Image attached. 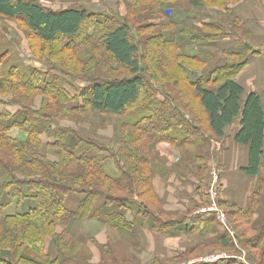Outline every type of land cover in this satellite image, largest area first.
<instances>
[{"label": "trees", "instance_id": "trees-1", "mask_svg": "<svg viewBox=\"0 0 264 264\" xmlns=\"http://www.w3.org/2000/svg\"><path fill=\"white\" fill-rule=\"evenodd\" d=\"M42 1L0 0V20L22 21L29 34L47 44L41 52L43 58L37 59L50 62L48 69L28 66L16 52L15 43L0 31V264H92L85 242L71 233V228L81 223L99 222L135 240L137 221L149 223L153 230L166 225H160L161 215H168L150 205L153 200L161 205L153 183L156 167L152 155L159 143L177 148L182 167H194L199 189L207 188L211 181L212 167L206 164L210 153H193L188 158L185 154L200 150L194 148L200 140L224 137L227 127L241 119L235 141L249 148L248 165L242 171L249 177L261 173V99L255 93L247 94L236 81L247 64L246 57L228 51L223 66L204 74L206 62L190 55L187 46L186 55L176 54L177 46L183 49L186 40L203 43L219 36L202 35L208 26L202 30L186 24L178 34L169 31L167 28L181 22V13L174 16L169 9L181 0H123L127 10L123 18L90 12L80 3L90 0H62L71 6L59 10L47 8ZM187 2L193 7L226 4V0ZM159 12L166 26L140 25V31L155 28L158 35L149 42L135 39V35L140 36L134 32L140 22L138 16L149 13L152 18ZM144 45L150 46V53ZM158 50L174 64L176 77L181 74L184 84L194 90L206 115V130L157 78L155 66L162 58L155 57ZM46 51L49 55L44 59ZM182 59L199 64L198 69L192 65L186 68ZM71 80L80 81L83 87L74 88ZM172 80L166 79L167 83ZM159 112L160 125L154 117ZM94 113L119 119L110 141L94 132ZM16 129L26 135L25 139L11 136ZM75 194L82 198L72 210L66 201ZM260 195L261 190L246 208L228 205L219 198L230 220L229 229L222 228V233L215 214L194 215L197 217L190 228L181 221L179 231L196 232L198 242L168 264L188 260L191 252L208 247L211 255L232 254L217 264H264ZM207 198L203 203H208ZM26 202L32 206L25 212L7 211ZM129 212L134 221L128 218ZM256 215L259 220L254 219ZM242 227L244 232L254 231V237L244 238ZM87 237L97 244L89 232ZM98 248L102 256L99 264L132 263L113 251L109 242Z\"/></svg>", "mask_w": 264, "mask_h": 264}, {"label": "crops", "instance_id": "crops-1", "mask_svg": "<svg viewBox=\"0 0 264 264\" xmlns=\"http://www.w3.org/2000/svg\"><path fill=\"white\" fill-rule=\"evenodd\" d=\"M189 6L190 16L187 10L189 7L184 9L174 6L169 10L174 16L181 13L179 18L183 15L188 20L184 22L185 24L194 25L202 30L204 26H208L209 30L203 31L202 35L219 33L217 38L209 42L197 43L190 40V45H188L190 55L199 56L206 62L202 73L207 74L223 66L225 54L228 51L244 55L247 64L238 74L236 81L247 94L255 93L260 97L264 111V0H226V4L219 7ZM178 9L181 12H177ZM240 129L241 119H238L227 127L224 137L212 140L206 164L209 167H219L222 178V187L219 192L221 201L228 205L246 208L256 193L261 190V213L264 214V158L263 167L258 176L249 177L242 171V168L248 165L249 148L235 141ZM154 151L157 154L154 157L155 167L161 168L162 173L155 174L153 183L156 194L161 200L163 213L168 215L164 218L161 215L160 225H166L153 230L149 223L137 221L133 232L140 250L144 251L149 248L153 258L169 262L176 259L179 252L186 253L198 242L196 232L192 234L180 232L179 225L182 221L190 228L194 218V214L190 215V211L205 201L207 193L206 188L199 189V181H196L197 178L193 174L196 172L194 167L191 169L190 176L187 174V167L181 168L182 154L177 148L170 143L162 142L154 147ZM81 198L72 199L68 207L72 210L77 209ZM202 214L206 215V213ZM155 215H158L157 212ZM128 218L134 221V216L130 213ZM256 219L259 220V216ZM92 222L74 225L71 233L85 242L92 253L91 263L99 264L102 256L98 245H105L109 239L118 238L119 232L99 223L101 228L97 234H94L97 243L94 244L87 237V233L91 230L90 226L93 225Z\"/></svg>", "mask_w": 264, "mask_h": 264}, {"label": "rangeland", "instance_id": "rangeland-1", "mask_svg": "<svg viewBox=\"0 0 264 264\" xmlns=\"http://www.w3.org/2000/svg\"><path fill=\"white\" fill-rule=\"evenodd\" d=\"M72 1V0H71ZM146 3H151V0H145ZM78 2V1H77ZM82 3V5H84L86 8H88L90 10V12L93 13H104L105 15H109V16H118L119 18H123L127 15V10H126V5L125 2L123 0H90L89 2H80ZM42 4L44 6H46L47 8H51L54 10H59L61 8H67L71 6V2H66V1H62V0H55V2H51L50 0H43ZM178 6L184 8V9H188L189 10V16H190V6L187 2V0H181L180 3H177ZM176 5V6H177ZM168 11H166L167 13ZM177 12H181L180 9L177 10ZM149 13H145V14H141L140 16H138L140 22L138 24H136L138 26L137 30H134L135 34H137V32L139 33L140 36L135 35V39H139L140 41L143 42H149L150 41V37H154L158 35V29H150V30H144L143 28H141L142 30L140 31L139 26L143 25V27H145L146 25H154L156 24L161 26H166L164 25L166 22L161 21L162 19V15L160 14H156V16L154 17H149L148 15ZM186 15V13H185ZM154 18V19H153ZM159 19V20H157ZM179 19H185V17L182 15L181 18ZM157 20V21H155ZM160 21V22H159ZM188 20H181V22L179 23V25H177L174 28H167L169 31H173L178 34L181 29L186 25L184 22H187ZM167 24V23H166ZM182 25V26H181ZM142 27V26H141ZM168 27V26H167ZM164 27H162L161 29H163ZM189 29V28H188ZM0 31L2 33H4L7 36L8 40H12L16 46L15 50L17 53H19L20 58L22 61H24L28 66H32L35 67L37 69H43L46 68L48 69V66L50 64L49 61H40L38 60L39 58H43V54L42 49L44 47H47V44L43 43L42 41L38 40V38L32 34H29V32L26 29L25 24L22 21H15V20H5L2 21L0 20ZM185 44L182 45L183 49L180 48V46H177L175 53L176 54H185L187 53V47L188 45H190V40H186L184 41ZM145 46V51H147L148 53H150V46L147 47V45ZM187 46V47H186ZM189 48V47H188ZM50 51V50H49ZM49 51H46V56L44 57V59H47V56L49 55ZM188 53L190 54V50L188 51ZM155 57L161 56L162 58H160L159 61V65L155 66L157 68V78L160 80V82L166 84L164 85L166 87V90L169 91L170 93H173L178 101L184 106L185 110H187V112L192 115L193 117H196L199 122L201 123V125L203 126V128L206 130L207 129V119H206V115L204 114L201 104L198 100V98L195 95V92L193 89H191L187 84H184L183 82V78L182 75L179 74L176 77V71L174 67V64H171L169 61L166 60L165 55H163V53H161V51H155ZM154 56V55H152ZM38 58V59H37ZM182 63H184L186 65V68L190 69V65H192L194 68L199 67V64L197 63H191L190 59L187 60H183L182 59ZM80 67V64L78 65ZM121 71H124V69H122ZM199 71V70H197ZM125 74H127L124 71ZM199 73H201V71H199ZM175 78V79H174ZM166 79L168 80H172V83H167L168 81H166ZM72 81V80H71ZM72 83L74 84V88L76 89H81L83 87V84L80 81H76L73 80ZM72 93V95H74V92H72L71 89H69ZM40 99L37 100V104H39ZM1 109V108H0ZM156 117L155 118V123L160 125V121L159 118L157 117H161L162 113H155L154 114ZM91 117H96L97 119L94 120V124H93V130L94 132L98 133L99 136L102 137L103 140H107L110 141L113 136H114V123H117V116H111V115H107V114H98V113H94ZM119 120V119H118ZM89 127V126H86ZM208 131V130H207ZM11 136L14 138H18V139H24L26 136L24 133H22L21 131H17L14 130L11 132ZM212 141L208 140L207 138L205 139V142H203V140H200L198 144H196L197 146H195L194 148H198L200 147V150H190L189 153H186V157L188 158V156H192L193 153H195L196 155H202L207 153V155L210 153V144ZM194 151V152H193ZM153 157H155L156 152L153 150ZM185 157V156H183ZM111 167H113V164L111 163L110 165ZM159 168V167H158ZM162 168H164V166H162ZM183 168V167H181ZM197 168V167H196ZM213 168L216 167H212L210 172H209V176L211 177V181L210 184H208L207 188H206V193H207V201L208 203H201L202 205H200V207H197L195 210L194 215H203L202 213H206L207 216H214L217 217V221L219 222V230L224 231L222 228H224V225L221 223L220 220V215L218 213H213L208 211V208L212 207V198H211V186H212V182H213ZM112 169V168H110ZM164 171V170H163ZM217 171L219 174V167H217ZM190 172H191V168H188L187 174L190 176ZM197 172V170H196ZM158 173H162V169L159 168H155V174ZM155 177V175H154ZM198 181V179L196 180ZM205 193V192H204ZM76 197H80L78 194L75 195H71L68 200L66 201V205L69 206V203L72 199L76 198ZM159 201L160 198L158 197ZM152 208L157 209V210H162L163 211V207L162 205H160V203H158L157 200H153L150 202ZM32 206L31 202H26L24 205H22L21 207H17V206H11L7 211L12 214V213H21V212H25L28 208H30ZM207 211V212H203V211ZM130 215H132L131 212H129ZM225 216L228 219V223L230 222L228 215L225 213ZM259 216V215H258ZM257 215L255 216L254 219H256V217H258ZM261 216V215H260ZM197 216H194L193 219H195ZM260 219V218H259ZM94 222V223H93ZM92 224L90 226V234L95 237L94 234H97L98 231H100L101 226H99V222H95L93 221ZM97 223V224H95ZM245 229L244 227L241 228V233L244 234V238L246 239H251L252 237H254V231H247L244 232ZM119 232V237L116 239H109V243L112 246L113 251H116L117 254L123 255L125 257V259H130L132 262L131 264H168V261L165 260H160V259H155L152 256V253L147 249V250H140L139 249V244L137 242V239L135 240L134 237L132 238V236L128 233H121ZM222 233V232H221ZM218 235V234H217ZM116 236V234H115ZM216 235H211V237H214ZM128 243H130V245L128 246ZM119 246H118V245ZM192 247H190L191 249ZM211 248H202L198 251H193L190 253V259L188 260H183V261H179L176 264H188V261H190V264H217L222 260L219 261H209V260H205L208 258L213 257L214 255H227L229 258H232V254L230 255V253H218V254H213L211 255V253H209ZM91 253V252H90ZM234 253V252H233ZM180 254H185V253H181ZM91 258H92V253H91ZM244 258V257H243ZM245 259V258H244ZM224 261V260H223ZM227 263V262H226ZM225 264V262H224Z\"/></svg>", "mask_w": 264, "mask_h": 264}, {"label": "built area", "instance_id": "built-area-1", "mask_svg": "<svg viewBox=\"0 0 264 264\" xmlns=\"http://www.w3.org/2000/svg\"><path fill=\"white\" fill-rule=\"evenodd\" d=\"M213 182H212V186H211V198H212V207L208 208V211L210 212H214V213H218L220 215V220L221 223L224 225V228L229 229V223H228V219L225 216V212L223 209H221L219 207V174L217 171V168H213ZM203 212H207V211H203ZM229 257L227 255H214L211 258L205 259V260H209V261H219V260H223V259H228Z\"/></svg>", "mask_w": 264, "mask_h": 264}]
</instances>
